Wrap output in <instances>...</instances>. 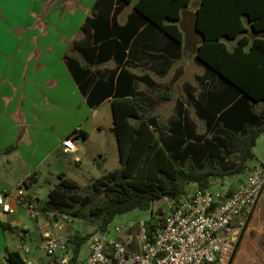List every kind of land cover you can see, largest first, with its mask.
I'll list each match as a JSON object with an SVG mask.
<instances>
[{
    "label": "trees",
    "instance_id": "1",
    "mask_svg": "<svg viewBox=\"0 0 264 264\" xmlns=\"http://www.w3.org/2000/svg\"><path fill=\"white\" fill-rule=\"evenodd\" d=\"M118 2L111 27L96 14L87 18L82 27L85 35L93 30L96 42L108 39L98 48V63L122 55L129 40L147 23L165 35V52L174 60L180 58L183 44L188 49L197 44L195 60L205 74L195 105L198 107L199 101L211 93V98H223L222 105L228 108L219 114L197 108L205 133L194 137V141L205 143L209 155L200 161L187 159L190 149L178 150L187 141L162 143L160 130L145 115L146 109L137 97V87L143 79L122 70L116 85L112 77L107 82L98 81L89 75V67L67 59L89 107H97L108 96H114L111 108L120 167L84 187L58 175L59 182L40 202V209L96 224L97 233L108 232L116 217L135 210L146 212L157 202L186 196L189 184L207 190L216 180L244 175L249 170L248 162L255 160L253 148L264 134V0H201L187 24L183 16L190 0ZM120 4L133 6L123 26L115 22ZM224 40L235 42L234 47L229 49ZM98 49L78 51L88 59ZM36 181L33 174L21 185L30 189ZM158 215H162L160 210ZM146 228L150 234L155 225L148 222ZM0 229L13 231L4 223H0ZM90 237L69 238L74 261ZM5 256L8 264H27L18 251L5 250Z\"/></svg>",
    "mask_w": 264,
    "mask_h": 264
},
{
    "label": "crops",
    "instance_id": "2",
    "mask_svg": "<svg viewBox=\"0 0 264 264\" xmlns=\"http://www.w3.org/2000/svg\"><path fill=\"white\" fill-rule=\"evenodd\" d=\"M200 2L190 0L184 24L190 23ZM117 6L118 0H4L0 7V191L7 190L14 209L13 214L0 211V223L13 228V231L0 229V264H8L5 250L18 251L25 261V253L20 250L28 248L30 253L32 242L37 241L33 234L37 230L32 232L21 219V212L27 211L14 200L16 188L35 174L37 181L29 187L30 192L34 195L46 181L47 195L59 182L58 175H65L61 159L72 156L78 161L79 143L87 141L91 134H101L104 118L101 111L105 106L110 110L111 132L115 137L111 108L114 96H108L97 107H89L67 59L89 67V75L98 81L107 82L112 77L116 85L122 70L143 79L138 84L137 97L153 127L160 130L161 142L187 141L178 146L179 151L190 149L187 159L200 161L209 155L205 143L194 141V137L205 133L197 108L219 114L228 105H222L223 98H211V93L199 101L198 107L195 105L205 74L195 60L197 45L194 43L188 49L183 44L180 58L174 60L165 52L168 43L165 35L144 23L122 55L98 63V48L108 39L96 42L93 30L85 35L82 27L93 14L107 20L111 27ZM120 8L115 22L123 26L133 13V6L120 4ZM234 45L227 47L232 49ZM94 48L97 52L88 59L78 51ZM192 57L202 70L194 76V83L183 78ZM179 85L181 92L174 95ZM69 136H75L77 152L63 154L61 143ZM261 136L253 148L255 160L248 162L249 169L264 165V153L259 156L256 152ZM10 147L13 149L7 151ZM246 174L231 180L238 185ZM53 179L58 181L52 183ZM36 224L39 230L40 225ZM21 234L26 235L25 246Z\"/></svg>",
    "mask_w": 264,
    "mask_h": 264
},
{
    "label": "built area",
    "instance_id": "3",
    "mask_svg": "<svg viewBox=\"0 0 264 264\" xmlns=\"http://www.w3.org/2000/svg\"><path fill=\"white\" fill-rule=\"evenodd\" d=\"M61 145L63 154L77 152L75 136L65 138ZM246 173L232 193L212 187L196 189L191 195L170 200L161 218L151 212L149 221L136 224V231L124 235L121 226L114 228L115 238L108 232L94 234L86 242V257L81 258V250L76 261L72 243L60 233L72 217L42 211L39 199L22 185L16 188L14 200L34 220L53 218L52 226L43 233L41 248L54 264H232L241 233L264 191V165ZM0 211L14 213L7 190L0 191ZM148 222L155 225L150 234ZM20 251L29 253L28 248Z\"/></svg>",
    "mask_w": 264,
    "mask_h": 264
},
{
    "label": "rangeland",
    "instance_id": "4",
    "mask_svg": "<svg viewBox=\"0 0 264 264\" xmlns=\"http://www.w3.org/2000/svg\"><path fill=\"white\" fill-rule=\"evenodd\" d=\"M194 1L195 0H193V2ZM225 43H227L229 48L235 44V42L230 41H225ZM201 73V68L195 64L192 57L183 78L185 81L194 83V76ZM176 89L177 90H174L173 92L174 95H178V93L180 94V85ZM101 112L104 117L101 134H91L87 141L79 143L80 153L76 155L79 158L78 161H74L72 156H65L61 159L62 169L66 177L75 181L81 187L90 184L94 179L100 177L101 175L114 171L120 167L116 140L111 132V116L109 107L105 106ZM256 152L259 156L261 153H264V135L261 136L258 142ZM57 181L58 180L53 179L51 182L56 183ZM241 183L242 181L237 185L235 180L226 178L224 180L214 181L212 188L234 191ZM195 186V184H189L187 186V195H191L196 190L194 189ZM48 188L46 181H43L40 186L37 187V192L34 193V195L40 202H44L47 199L46 191ZM169 205L170 200H163L155 203L149 211L142 212L135 210L128 214L116 217L109 226L108 234L111 238H115L116 234L114 233V228L121 226L123 227L121 233L124 235H126L129 230L135 231V226L139 221H149L151 212H154L159 218H161ZM158 210L162 212V215H158ZM21 219L26 227H29L32 232L37 230V233H33L35 238H37V241L32 242V249H30V253L24 254L26 263L53 264V261L46 256L44 250L41 248L44 240L42 234L46 230L50 229L53 224V218L44 216L34 220L27 212L22 211ZM71 220V223L66 222L64 225L63 232H60L61 237L70 238L74 235L93 236L97 233L96 224L87 223L76 218H71ZM36 222L40 225L39 230L37 229ZM22 236V244L25 246L27 245L26 235L21 234V238ZM239 242L240 244L236 250L232 264H264V191L251 218L241 233ZM86 254L87 244H84L82 246L81 258L86 257Z\"/></svg>",
    "mask_w": 264,
    "mask_h": 264
},
{
    "label": "snow or ice",
    "instance_id": "5",
    "mask_svg": "<svg viewBox=\"0 0 264 264\" xmlns=\"http://www.w3.org/2000/svg\"><path fill=\"white\" fill-rule=\"evenodd\" d=\"M4 5V0H0V7H3Z\"/></svg>",
    "mask_w": 264,
    "mask_h": 264
}]
</instances>
